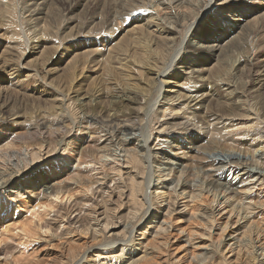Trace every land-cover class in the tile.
Wrapping results in <instances>:
<instances>
[{
    "label": "bare ground",
    "instance_id": "bare-ground-1",
    "mask_svg": "<svg viewBox=\"0 0 264 264\" xmlns=\"http://www.w3.org/2000/svg\"><path fill=\"white\" fill-rule=\"evenodd\" d=\"M26 1L32 2L27 3L28 7L25 9V12L28 13H25L28 16V24L30 22L33 28L38 26L39 32L45 26L42 27L43 24L40 22L44 18L41 15H44L43 6L48 0ZM140 5L145 9L144 12L131 18L124 28L118 29V33L113 37H108L105 43L94 45L95 41L89 40L76 46L73 44L69 49L64 48L61 51L57 50L55 45L54 47L48 46L50 40L47 42V37L45 38L40 31V35L34 32L37 37L34 40L31 39V45H28L26 52H16L18 45L16 41L10 39L14 37L12 35L15 33L10 30L12 35L7 36L6 31H2L3 28L0 27V86L2 85L0 92L3 95L5 92L14 90L20 96L28 92L27 96L44 101L46 106L50 104L45 109H41L43 106H39V110L38 106L35 108L37 115L42 118V123H44L42 128L46 130L44 133H47L45 136L48 139L49 136L55 135L58 131L56 130L58 129L57 125L60 123L54 127V124L49 126L47 121H52L57 115L68 114L65 100L69 93L74 94V98L71 100L77 109L84 111L80 123L96 121L97 118L90 113L96 110L108 111L110 107L123 116L131 117L136 114L148 122L153 116L157 120V114L161 113L160 119L163 120L168 105H174V107L178 105L184 109L186 114L188 113L198 121L202 133L207 137L206 145H203L197 136L188 137L186 145H194L193 151L197 152L198 149L199 151L201 149L215 158L217 165L213 168L214 171L225 170L224 175L222 174L223 177L220 176L222 180L209 179L210 182H204V185L184 182L181 178L182 171H179L185 168L181 160L184 157L183 152L178 150L182 143L179 145L175 136L158 138L155 135L158 147L152 146L151 148L150 138L152 137L148 134L149 128L147 129L149 123L147 124L145 121L143 125L128 126L123 124V130L121 129L120 132L122 131L125 136H122L121 133V136L110 135V138L107 136L109 142L103 143L101 146H96L93 143L94 135L84 134L86 131L81 133L84 128L81 130L79 129L80 125H77L74 126V134H70L71 137H67L66 140L61 137L57 144L55 142L54 150L47 148L49 145L46 144V151L41 154L42 156L38 155L37 157V154H40L39 150V152H30L32 163L39 159L40 165L38 164L36 167L33 165L29 170L26 169L28 171L23 169L18 172H7L5 168H0V213L11 206L18 207L15 201L20 197L19 193L24 190L23 193L27 194V201L30 202L28 205L30 214L15 231L21 232L26 238L32 237L33 233H41L45 234L48 239H53L57 237V235H53V232L56 233V229L62 223L55 220L56 218L46 220L45 215H48L51 209L64 199V205L58 206L57 212L60 209H64L65 211H61L67 214L76 212L72 218L67 217L64 224H67L70 229L73 226V229L77 230L83 221L81 216H90L92 213H96L99 207L104 216L109 218L107 209L112 204L114 195L116 198H113L119 199L120 203L124 200L121 204L124 203L126 213L122 217L127 218L132 213L131 211L140 212L139 225L142 219L149 214V208H147L149 189L154 188L156 193L166 189V191H162V195L173 194L183 199L186 198L188 202L195 201L205 191L212 196L210 197L211 204L227 207L224 211L229 214L228 218L233 216L234 220H231L233 225L245 224L246 219H249L248 221L253 219L252 214L260 215L261 218L259 221L251 220L252 222L250 221L251 223L249 222L246 226L247 228L255 227L256 231L244 228L246 231L241 230L240 236L231 233L221 240L218 238L219 241L205 240L202 246H199L202 248L201 251L195 252L189 249L186 264H241L242 250H246L250 255L259 256V259L257 258L259 264H264V244L258 238L262 232L260 229L264 230V218H262L264 217V189H260L264 187V132L262 134L255 132L257 135L248 138L250 141L247 143V147L238 146V148L231 149L232 151L222 152L217 143L222 139V133L218 132L219 127L216 126L220 122L219 120L224 118L222 116L237 110H244L247 115H253V119L264 122V117H258L259 110L264 115V94L262 97L258 96L259 100H256L259 101L258 109V106L255 107L256 102L251 101L252 98L250 100L246 98L243 78L234 76L238 72L241 73L245 65L250 66L247 69L251 71L248 80L252 82L247 81L248 90L246 91L252 94L257 92L259 95L261 80H264V60L257 54L258 48H253L255 41L248 39L244 32L252 30L255 25L253 23L258 22L260 16L264 15V0H143ZM201 5L205 7L199 13L196 9ZM15 8L14 0H0V26L1 20L4 21L3 18L7 17L4 13ZM163 13L166 16L168 14L174 17L176 26L185 29L182 35H179L176 26H170L166 24L167 22H163L164 19H161ZM16 21L18 22V20ZM117 24L119 25L118 22ZM8 25L11 26V24ZM8 28L10 29V27ZM188 47H191L192 51ZM170 51L172 52L169 53ZM180 54L182 55L179 56ZM201 59L205 62L201 63ZM199 61L202 65L198 66ZM59 65L63 72V79L62 77L55 78ZM31 78H35L30 81L33 84H29L27 81L32 80ZM45 79L50 80L46 81ZM27 83L28 85H26ZM102 83L109 84L111 90L103 88ZM101 97L105 102L101 100ZM260 99L262 100L260 101ZM214 104L215 106L219 105L221 110L213 109ZM17 111L13 110L10 114L5 115L7 120L3 123L11 122L12 125H17L24 122L25 124L28 118L23 117L21 112ZM222 129L225 127L222 126ZM28 131L31 135L38 133L32 126H29ZM59 131L62 132V130ZM0 133H3L4 137L9 135L3 130H0ZM95 143L97 144V142ZM71 150L75 151L77 155L81 153L85 158L88 157L86 162L84 161L83 167L76 166L74 169H65L60 162L52 159L53 155L64 154ZM30 151H32L31 148ZM203 155L205 152L202 153ZM153 158H156L157 163L162 164L164 168L167 167L170 171L176 170L175 184H168L169 170L166 173L158 172L156 181L152 180L150 172L147 175L149 169L146 170V167L150 168V163L154 162ZM84 162L82 161V163ZM197 166L196 169L199 170V165ZM106 167L109 168L106 169ZM60 171L65 173V177L58 180ZM111 182L115 183L114 187H110ZM68 184L80 187L83 198L88 196L87 199L82 200L80 207L76 206V197H73L74 195L70 192H66V189L64 190ZM38 187L41 189L37 190ZM36 190L44 194L42 198L46 203L37 200L38 192ZM114 190H117L116 193ZM233 196H235L234 203L230 200ZM53 197H59V200L53 199ZM25 209L27 210V208ZM62 213L60 216L64 217ZM154 223L159 229H164L163 220H155ZM64 224L63 226H65ZM76 224L79 225L76 227ZM147 225L142 224L138 234H136L137 231H130V234L124 239L111 240L106 243L101 242L100 238L94 235L89 236V239L84 237L82 246L64 249L65 253L62 254H65L63 256L65 259L62 262L64 264H152L148 262L147 259L150 257L146 258L147 255L155 250L168 247L169 244L167 239L161 237L162 233L157 231L153 233L147 243V238H145L147 237ZM225 225L226 227L229 225L227 220ZM259 230L260 232H258ZM7 231V229L2 230L1 234ZM49 231L50 235L47 234ZM43 236H39V238L43 239ZM262 236L264 240V235ZM183 242L196 247V242L189 235L183 238ZM168 261L170 263L178 261L179 263V257L171 258ZM249 261L242 259V264H250ZM0 264H12V262H9L7 256L2 255Z\"/></svg>",
    "mask_w": 264,
    "mask_h": 264
},
{
    "label": "rangeland",
    "instance_id": "rangeland-1",
    "mask_svg": "<svg viewBox=\"0 0 264 264\" xmlns=\"http://www.w3.org/2000/svg\"><path fill=\"white\" fill-rule=\"evenodd\" d=\"M14 2H15L17 9L16 8L11 9L12 13H10L11 11H9V10H7L4 13L7 17L3 18L4 21L1 20V26L0 27L3 28L2 31H6L7 36L12 35V32L15 33L14 35H12L15 38L12 37L10 39H12L13 41H16V43L18 45V49L20 50L19 51L17 49L18 51L16 50V52H19V53L26 52V49H28V45H31V41L37 37L36 33H39V35H40V31L44 34L43 36L45 38L47 37V40H46L47 42H49V40H50V43L48 44V46L54 47V45H55V47H57V50H59V51L63 50L64 48L69 49V47L73 44H74V46H76L80 43H86L89 40L95 41V43H93L94 45L96 43H105V41L108 39V37H113V35L118 33V29H120L121 27L124 28L125 25L131 20V18H133L135 15L143 13L145 10L144 8H142L143 6L140 7L141 6L140 4L143 3V0H128V1L127 0H53V1L48 0L47 3L44 4V6H43L44 7V11H43L44 15L43 14H41V15L44 18H43V21L40 22L41 24H43L42 27L44 25H45L44 28L46 26L47 27L45 28V30L43 28L42 30H40L38 32V30H37L38 26H37V28L36 27L33 28L31 26L30 22L28 24V21H29L27 18L28 13L25 12V9L28 7L26 4L27 3L30 4L32 2H30V1L27 2L26 0H14ZM16 3H18V4L20 3L21 6L16 4ZM122 5H123V7H122ZM49 7H50V9H48ZM139 7H140V9H139ZM204 7H205L204 5H201L200 7H198V9H196L197 12L199 11V13H201V11L203 10ZM13 12H15V13H13ZM25 13H27V14H25ZM8 14H9V17H8ZM12 14H14V15H12ZM24 15H26V16H24ZM161 16L163 17V18L161 17V19L162 20L164 19L163 20L164 23L167 22L166 24H168L170 26H176V22H174L175 21L174 17H172L171 15H168V14L166 16L165 13H163ZM165 16H166V18H164ZM46 17H47V19H46ZM26 18H27V20H26ZM9 19L12 21H10ZM112 19H114V20H112ZM16 20H18V22ZM116 21L119 23V25L118 24L116 25V23H117ZM7 22H9V23H7ZM8 24H11L12 27ZM18 24L20 25L21 29H20ZM253 24H255V25L253 26L252 30H250L248 32L245 31L244 35L248 39L255 41L254 42L255 45H253V48L254 49H256V47L258 48L257 54H259L260 57L264 60V15H261L258 22H255ZM111 25H113L114 27L113 26L111 27ZM39 26H40V24H39ZM8 27H10V29ZM180 27L181 26H179V27L176 26V29L178 30L179 35H182L184 33L185 29L183 27H181V28ZM34 32H36V33H34ZM47 32L49 33V35ZM27 37H29V38H27ZM16 43H13V44L16 45ZM89 44H91V43H89ZM250 48H251V45H250ZM188 49L191 50L192 48L188 47ZM171 52L172 51H170L169 53H171ZM18 55H21V54H18ZM181 55L182 54H180L179 56H181ZM204 62H205V60L201 59V63H204ZM245 63H243V65H245ZM174 64H175V62H174ZM199 65H202V64H200V61L198 63V66ZM58 68H59L58 74H57V76L55 75L56 76L55 78L57 79V78L62 77V79H63V72L60 70L61 66L59 65ZM248 68H250V66L248 67V65H245L243 71L241 73L238 72L234 76L239 77V78L241 76L243 78V82H244L243 88L245 89V92H246L245 93L246 98H248V100H250L251 98L254 99V100L251 99V101L254 103L256 102L255 107L258 106L257 108L259 109V104H258L259 101L257 102L256 100H259V97H262L264 94V80H261L262 85H261V89L259 91V95L257 92L252 94L251 92L246 91V90H248L247 83L251 81V80H248V79H250V72H251L250 69L247 70ZM59 72H61L60 75H59ZM31 79L32 80H30V79L27 80L29 84H33L30 81H33V79H35V78H31ZM49 80L47 79L46 81H49ZM28 83L26 85H28ZM102 87L103 88L105 87L108 91L111 90L109 84H103L102 83ZM28 94L29 93L27 92V94L20 96V95L16 94V92H14V90L9 91V92H5V94H3V95L0 92V130L1 131L3 130V132H7L9 134L8 136L4 137V134L0 133V145L2 144L0 146L1 147L0 148V163H1L0 168H5L7 172H11V171L18 172V171L23 170V169L29 170L33 165H34V167H36L39 164V159L32 163V161H31L32 157L30 156V154L33 151H35V152L40 151L39 152L40 154H37V157H38V155L42 156L41 154L45 153V151H46V149H45L46 144L50 146V147L47 146V148L54 150L53 147L56 146L57 141L61 137H64L66 140L67 137L72 136L70 134H74L73 133L74 132L73 130L75 129L74 126L80 125L79 129L84 128V130L81 129L82 130L81 133H84L86 131V133H84V134L94 135V138H93L94 142L93 143L96 146H101L103 143L109 142L110 135L111 136H121V134H122V136H125L122 131L120 132L121 129L123 130L122 126H124V125L131 126V125H136V124L137 125H143V123L145 121L144 119L142 120L141 116H138L136 114L131 115V117L125 116V115L123 116L118 111L116 112L113 108L110 107V109H112V110H110V109L108 111L107 110L106 111L105 110H103V111L96 110V111L91 112L90 114H92V115L94 114L93 116L97 118L96 121H89L87 123L86 122L80 123V121L83 118L82 113L84 111L81 109H77V106H75V103H73L71 100L74 98V96H73L74 94L69 93V95L67 94V99L65 100L66 101L65 104L67 106V111H69L68 114L67 115L63 114L65 116L57 115L54 118L55 120L52 119V121L49 120L50 122L47 121V124L49 126H51V124L52 125L54 124L53 125L54 127L58 126V129L55 128L56 130H58L55 133V135L49 136L50 138L48 139L46 137L47 133H44V131H46V130L42 128L44 125V123H42V118L37 115V111L35 108L37 106L38 107L43 106V108H41V109H45L50 104H47V106H46V104H44L45 103L44 101L36 99L33 96H27ZM101 100H103L102 97H101ZM261 100L262 99H260V101ZM103 102H105V101L103 100ZM213 106H215V104ZM167 108L168 109L164 113L163 120L160 119L161 113H159V115L157 114V120L153 116L150 122L145 121V122H147V124L149 123L147 125V129L149 128L148 134L151 135L150 137L153 138V139L150 138L151 148H152V146H154V148L158 147V141L155 140L156 136L158 138H163V137L165 138L166 136H175V139H177V143L179 145L182 143V146H180L178 150L183 152L184 157L181 160L183 161L185 168H182L184 170L180 169L179 171H182L181 172L182 173L181 178L183 179L184 182L187 181L186 182L187 184L190 182L189 184H193V185H195V184L196 185L197 184L198 185L199 184L204 185V182L206 183L208 181V183H209L211 179H216L217 181L222 180L220 178V176L223 177L225 170H218L217 169L214 171L213 168L217 165L216 164L217 160L215 158H212V156H210L209 154H206L207 151H202L201 149H200L201 152L199 151V149L197 150V152L193 151V149L195 147L194 145H190V144L186 145L188 137H194V136H197L198 140L201 143H203V145L207 144V141H206L207 137L205 136L204 133H202V130L200 129L201 125L198 124V121L195 120L191 115H188V113L186 114L184 109L178 107V105L175 107H174V105H172V106L168 105ZM212 108L221 110V107L219 105H216L215 107H212ZM39 109H40V107L38 108V110ZM11 110L12 111L18 110L17 111L18 113L21 112L20 114L23 117L28 118V120L25 122V124H24V122L21 123L23 125H21V124L12 125L11 122H4L3 123V121L7 120V119H5L6 118L5 115L10 114V112H12ZM78 110H80L82 112H80ZM69 114H70V116H69ZM252 116L247 115L246 112H244V110L233 111L232 113H228V114L226 113V115L222 116V118L223 117L224 118L220 119L219 120L220 122L216 125L217 127H219L218 132L222 133V136H221L222 139L217 142L218 146L222 152L232 151L234 148H238V146L247 147V143H249V141H250L248 138L255 135L256 134L255 132H259V134L260 133L262 134L264 132V122H260V121L256 120L255 118L253 119L254 116L253 117ZM259 116L264 117V115L260 113V110L258 113V117ZM69 117H71V118H69ZM72 119H73V121H72ZM141 122H142V124H141ZM58 123H60V124L57 125ZM60 125L63 127H61ZM160 125H161V127H160ZM29 126H32L33 129H36V131H38V133H34L33 135L29 134V131H28ZM222 126H223V128L225 127V129H222ZM40 128H42V129H40ZM59 130H62V132ZM22 131L25 132L24 133L25 137L22 135L23 134ZM59 132H61V133H59ZM57 134H59V135H57ZM21 136H23V138H20ZM107 136H109V138ZM126 136H128V134H126ZM48 142H49V144H48ZM55 142H56V144H55ZM95 142H97V144ZM38 145H40V146H38ZM129 146H131V145H129ZM30 148L32 149V151H30ZM39 148L40 149L42 148V149L40 150ZM33 149H36V150H33ZM151 151H152V149H151ZM204 152H205V155L202 156V153L204 154ZM83 157L84 156L81 153L77 155L75 151L71 150V151H66L64 154L53 155L52 159H56V161L60 162L61 166L65 169L66 168H68V169L73 168L74 169L76 166L77 167L78 166L83 167L85 165V162H86L88 157H86V158L84 157V159H83ZM203 157H205V158H203ZM39 158H41V157H39ZM155 159L156 158H153L152 161H154V162L150 163V165H149L151 169L149 167H146L147 168L146 170L149 169V171H147V175L150 172L151 173L150 177L152 178V180L156 181V175L158 174V172L166 173V172H169L170 170L167 169V167H165L166 168L165 169L163 167V165L157 163V161ZM82 161L83 162L85 161V162L82 163ZM146 165H147V163H146ZM197 165H199V170L196 169V168H198ZM105 166H107V165H105ZM107 168H109V167H106V169ZM28 170H26V171H28ZM171 171H170L171 173L169 172L168 179H167L169 185H172L174 183V180L177 179L176 177H175L176 179L174 178V176H176V174H175L176 170L175 171L171 170ZM220 171H222V172H220ZM59 176L60 177L58 178V180L64 178L65 173H63V171H60ZM64 183L67 185L66 182H64ZM109 185H110V187H114L115 183L111 182ZM62 186H63V184H62ZM73 187H74V185L68 184V187H65L64 190L66 189V192H68V193L70 192L72 195H74L73 197H76L75 198L76 206L80 207L81 203L83 202L82 200L87 199L88 196L86 198H83V196H82L83 193H80L81 188L80 187L78 188L75 186L78 189V191H77V189L75 187L74 188ZM39 189H41V188L38 187L37 190H39ZM260 189H264V187L260 188ZM116 191L117 190H114L115 193H116ZM162 191H166V189L161 190L160 193L159 192L156 193L154 188L149 189V191H148L149 192V199H148L149 201H148V205H147L148 206L147 208H149V214L147 217L142 219V221H141V223H139V225H138V222H139V218H140V215H139L140 212L139 211H134V212L131 211L132 213H130L127 218L122 217V215H124L126 213V208H124V206H125L124 203L121 204L122 202H124V200L120 203L119 199H114V198H116V196L114 195L113 196L114 198L112 197V200H113L111 202L112 204H110L108 206V209H107V213L109 214L110 217L109 218L105 217L101 211V208L99 207V209H97L96 213H92L90 216H85V215L81 216L83 221H82L81 226H80L81 228L79 227L80 230L79 229H77V230L73 229V226L70 229V227H68L67 224H64V223H66L67 217L72 218L73 216L76 215V212H73V213L68 212V214H67L64 212L65 211L64 209H60L59 212H57L58 206L60 207V206L64 205V203H65V199H64L63 201L58 202V205L55 208H53V209H55V211H52V209H51L49 214H48V212H46V214H48V215H45L46 220L56 218L55 220H58L59 223H62L61 224L62 226L59 224L58 228L56 229V233L53 232V235H57V237H55L53 239H48V237L45 234H41V233L40 234H38V233L34 234L33 233L32 237L26 238L22 235L21 232L18 233V231H15V229L18 228L22 222L26 221L25 218H28V216L30 214V207H28L30 202L27 201L28 196L26 193H23L24 190H22L19 193L20 197H18L17 201H15L16 202L15 204H17L18 207L11 206L6 211H4V212L2 211L3 213L2 212L0 213V257H2V255L7 256V258L9 259V262H12V264H52V263L64 264V262H62L65 259V258H63V256L65 254H62V253H65V252H63L64 249H66V247L72 248V247L82 246V242L84 240V237H88V239H89V236L91 237L92 235H94V236L100 238L101 242L106 243V242H109L111 240L124 239V237H127L130 234V231H137L136 234H138V230H139L140 226H142V224H144V225L148 224L147 228H146V230H147L146 236L147 237H145V238H147L146 239L147 243L150 241V237L153 235V233L157 231L160 234L162 233L161 237H164L165 239H167V242L169 244L168 247H165V248L163 247L161 249L155 250L153 253H149L146 257V258L150 257L149 259H147L148 262L152 263V264H156L159 261L160 262L158 264H160V263L161 264H175V263L176 264H186V262H187L186 257L189 254L190 250L195 251V252L201 251L202 248L199 246L200 245L202 246V244H203V242H205V240L206 241H210V240L211 241L212 240L219 241V240L223 239L224 236L227 237L226 235L231 234V233L233 235L240 236L239 233L242 232L241 230L246 231V229H244V228H247L246 226H248V223L251 220L257 219L256 221H259V219L261 218V217H259L260 215L257 216V215L252 214L251 216L253 217V219L251 218L250 221H248L249 219L248 220L246 219L245 224L237 223L238 225L237 224L233 225V223L231 222L232 219L234 220L233 216L228 218L229 214H227L224 211L227 209V207L223 208V206H225V205H222V206L218 205L217 206L215 203L211 204L212 199L210 197H212V196L210 193L208 194V192H206L208 194V196L205 193V191H203L201 194L202 197L200 195V197L198 199H196L195 201L188 202V201H186L187 200L186 198L183 199L180 196H176L173 194H171V195H169V194L164 195L163 194L162 195V193H163ZM37 192L39 194V195L36 194V197H38L37 200L44 201L46 203V201L42 198L44 194L39 193V191H37ZM233 197H231L230 200H232L234 203L235 202V196H233ZM257 197H258V195H257ZM257 197L255 196V199H257ZM71 204H74V203H71ZM99 204H101V203H99ZM114 206H116L117 209ZM25 208H27V210ZM74 208H76V207H74ZM61 210H64V211H61ZM211 210L214 212L213 214H212ZM61 212H63L62 214L64 215V217L60 216ZM81 214H82V212H81ZM225 215H226V217H225ZM55 216H57V217H55ZM57 218H59V219H57ZM226 218H228V219H226ZM262 218H264V217H262ZM155 220H159V221L163 220V228L164 229H159L158 226H155V223H154ZM213 220H215V221H213ZM226 220H227V224H229L227 227H226V225L224 226ZM63 224L65 226H63ZM78 225L79 224H76V227ZM225 228H226V230H223ZM5 229H7L8 231L5 232L4 234H1V231L5 230ZM221 229H222V231H221ZM247 229L254 231L253 229H255V227L254 228L251 227V228H247ZM260 230L262 232L258 238H259L260 242H263V244H264V240H263V236H262V235H264V232H263L264 230H262V229H260ZM260 230L258 232H260ZM50 231H52V230H50ZM50 231L47 233L48 235L51 234ZM255 231H256V229H255ZM187 235L191 236L192 240L194 242H196V245H195L196 247L186 245L183 242V238L187 237ZM39 236L40 237L43 236V239H48V240H43V239L39 238ZM34 238H35V240H34ZM218 238H219V240H218ZM22 242L23 243L26 242V243H24V245H23ZM20 243H21V245H20ZM125 251H123V252H125ZM242 251H241V256H240V263L241 264H242V259H243V261L250 260L249 261L250 264H259V260H258L259 256H256L254 254L250 255L246 252V250L245 251L242 250ZM185 252H187V253H185ZM155 253H157V254H155ZM178 257H179V263H178V261L175 263H170L168 261L171 258L177 259Z\"/></svg>",
    "mask_w": 264,
    "mask_h": 264
},
{
    "label": "snow or ice",
    "instance_id": "snow-or-ice-1",
    "mask_svg": "<svg viewBox=\"0 0 264 264\" xmlns=\"http://www.w3.org/2000/svg\"><path fill=\"white\" fill-rule=\"evenodd\" d=\"M53 199L59 200V197H53ZM52 211H55V209H52Z\"/></svg>",
    "mask_w": 264,
    "mask_h": 264
}]
</instances>
